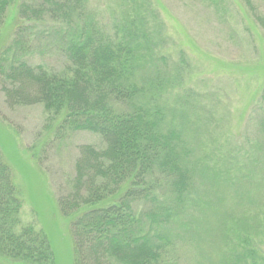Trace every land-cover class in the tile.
<instances>
[{
    "label": "trees",
    "instance_id": "trees-1",
    "mask_svg": "<svg viewBox=\"0 0 264 264\" xmlns=\"http://www.w3.org/2000/svg\"><path fill=\"white\" fill-rule=\"evenodd\" d=\"M243 1L254 10L252 0ZM11 2L0 0V41ZM144 3L122 0L126 7L110 29L86 13L85 0L21 4L19 17L25 22L36 23L48 14L69 24L61 31V48L70 71L49 72L20 56L0 64L8 102L42 103L62 117L60 133L90 131L104 141L102 149L79 147L72 190L58 200L64 215H75L74 264H176L171 253L177 241L210 228L226 234V245L235 231L245 261L250 258L246 264H264L256 243L264 218L250 223L234 217L221 209L226 195L222 201L198 191L206 180L227 178V160L221 172L215 154L214 165H208L180 127L176 118L186 105H172L169 95L184 86L185 53L177 63L160 51ZM256 18L264 28V16ZM254 146L264 157V143ZM250 160L238 167L243 192L229 194L239 207L255 204L248 185L264 193V177H257L264 158ZM22 205L0 151V264H57L48 235L20 220ZM257 207L264 214V206Z\"/></svg>",
    "mask_w": 264,
    "mask_h": 264
},
{
    "label": "rangeland",
    "instance_id": "rangeland-1",
    "mask_svg": "<svg viewBox=\"0 0 264 264\" xmlns=\"http://www.w3.org/2000/svg\"><path fill=\"white\" fill-rule=\"evenodd\" d=\"M44 1L12 0L1 30L0 64L20 56L49 72L69 73L70 63L61 48V31L69 24L52 20L48 14L36 23L19 17L21 4L38 6ZM144 1L160 51L177 63L185 53L184 86L169 95L172 105H186L176 118L180 127L196 146V156H203L208 165H214L215 154V167L221 172L227 160V178L206 180L198 191L222 201L226 195L222 211L263 223L264 214L257 207L264 206L263 192H254V186L248 185L255 204L243 207L235 205L236 197L229 199V194L243 192L238 167L253 162L254 155L264 158L254 146L264 143V28L256 18L264 16V0H252L254 10L243 0ZM85 6L86 13L108 29L126 7L122 0H85ZM15 40L20 43L16 45ZM7 83L0 70V151L21 192L20 220L48 235L57 264H74L71 224L75 215H64L58 200L72 190L79 147L92 144L102 149L104 141L90 131L60 133L62 117L47 111L42 103L8 102L3 90ZM259 171L261 179L264 164ZM237 235L232 230L226 245L225 233L204 229L200 236L177 241L171 259L176 264H246L250 258L245 261ZM256 243L264 255V230H259Z\"/></svg>",
    "mask_w": 264,
    "mask_h": 264
}]
</instances>
